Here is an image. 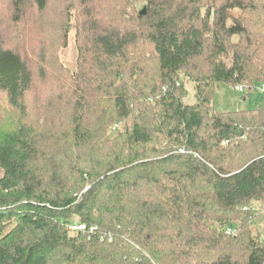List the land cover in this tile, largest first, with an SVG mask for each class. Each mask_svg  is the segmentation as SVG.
Returning <instances> with one entry per match:
<instances>
[{
	"label": "trees",
	"instance_id": "obj_1",
	"mask_svg": "<svg viewBox=\"0 0 264 264\" xmlns=\"http://www.w3.org/2000/svg\"><path fill=\"white\" fill-rule=\"evenodd\" d=\"M220 83L264 84V0H0V264H264V108Z\"/></svg>",
	"mask_w": 264,
	"mask_h": 264
},
{
	"label": "rangeland",
	"instance_id": "obj_2",
	"mask_svg": "<svg viewBox=\"0 0 264 264\" xmlns=\"http://www.w3.org/2000/svg\"><path fill=\"white\" fill-rule=\"evenodd\" d=\"M143 5L144 4L142 3L139 6V9L142 10ZM59 57L65 67L73 71L76 69L78 50L75 41L74 29H72L69 34L68 44L66 48L60 50ZM184 79L183 81L185 84V89L187 91L184 103L187 105L196 104V83L188 80V78L186 79L184 77ZM240 87L246 89L245 86ZM213 107L217 112L258 110L264 108V94L260 91V86L255 87L250 93H248L247 91L241 93L225 83H220L216 88V92L214 94ZM116 127L117 125L114 124V129H116Z\"/></svg>",
	"mask_w": 264,
	"mask_h": 264
},
{
	"label": "built area",
	"instance_id": "obj_3",
	"mask_svg": "<svg viewBox=\"0 0 264 264\" xmlns=\"http://www.w3.org/2000/svg\"><path fill=\"white\" fill-rule=\"evenodd\" d=\"M235 90L238 92H241V93L245 91V89L243 87H237ZM260 91L264 94V84L260 85ZM71 229L72 230H76V229L83 230L84 227L83 226H73V227H71Z\"/></svg>",
	"mask_w": 264,
	"mask_h": 264
},
{
	"label": "water",
	"instance_id": "obj_4",
	"mask_svg": "<svg viewBox=\"0 0 264 264\" xmlns=\"http://www.w3.org/2000/svg\"><path fill=\"white\" fill-rule=\"evenodd\" d=\"M146 13H147V12H146V9H143V10L140 12V15H141V16H144V15H146Z\"/></svg>",
	"mask_w": 264,
	"mask_h": 264
}]
</instances>
